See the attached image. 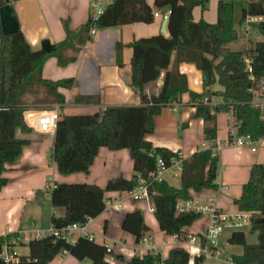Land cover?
<instances>
[{
  "label": "trees",
  "instance_id": "1",
  "mask_svg": "<svg viewBox=\"0 0 264 264\" xmlns=\"http://www.w3.org/2000/svg\"><path fill=\"white\" fill-rule=\"evenodd\" d=\"M9 1L13 6L16 0ZM136 1L144 10H151L145 0H114L106 8L98 26H115L137 20L139 17L134 10ZM5 2L0 0V5ZM208 2L156 0L157 6H168L170 10L167 23L169 35L161 33L140 37L129 43L133 48L131 85L139 92V104H114L94 113L62 114L50 153L60 173L89 172L101 146L112 150L128 148L134 172L130 178L111 177L105 187L89 182H54L49 191L51 203L54 207L64 208L63 215L51 216V222L56 226L82 223L96 217L106 207V191L132 190L143 177L150 182V192L155 191L152 197L161 230L169 234H184L183 228L203 214L195 210L179 211L178 202L192 198L191 190L219 186L217 177L221 159L216 150L217 114L234 112L240 135L253 141L264 137L263 110L255 105L253 92L258 81L264 78V0H246L242 7L240 22L248 17H261L255 26L263 35V39L256 41L253 47L243 50L227 46L237 38L233 2L218 1L215 22L194 19L193 8L197 5L206 8ZM89 29L88 21L78 34L67 30V38L54 43L51 51L46 52L43 49L34 50L20 26L14 32L5 34L0 24V189L7 184V177L3 175L6 163L19 159L25 145L30 142L28 138L16 135L18 127L25 131L30 128L24 114L30 103L37 109H46V105L52 102L59 103L63 108L66 98L58 88L71 87L74 83V77L44 78L42 67L46 58L55 55L60 65L75 60L76 55H67L66 50L74 47L76 38L85 42L91 36ZM182 61L195 62L202 70L204 91L190 93L191 102L196 107L195 116L205 122L204 133L209 144L183 159L181 183L176 186L166 179L152 181L150 174L157 170L160 158L166 165H171L179 152L153 145L145 136L155 130V116L162 108L178 102L181 94L189 90L187 76L179 70ZM163 71L162 87L158 92L149 93L146 86L157 80ZM215 82H219L223 89L208 92ZM26 93L32 94L33 98H25ZM213 95L221 96L222 101L214 102ZM97 99L95 95L76 97V101ZM234 202L240 211L251 212V230L258 232V241L248 242L243 229L233 231L229 241L242 244L244 251L234 254L232 261L235 264H264V163L252 165L242 194ZM122 228L132 233L137 241L149 230L140 209L125 214ZM19 235L18 231L0 235V264L5 245L12 250L15 245L25 244L29 249L27 254L17 253V260L8 264H48L63 248L79 260L88 259V264H109L107 256L113 252L106 244L83 235L72 242L47 236L31 238L26 243L18 239ZM115 257L124 261L120 254ZM205 257L204 253L198 254L196 263L202 264ZM189 259L190 253L186 248L175 246L165 258L160 252L150 251L142 256L134 255L125 264H188Z\"/></svg>",
  "mask_w": 264,
  "mask_h": 264
},
{
  "label": "crops",
  "instance_id": "2",
  "mask_svg": "<svg viewBox=\"0 0 264 264\" xmlns=\"http://www.w3.org/2000/svg\"><path fill=\"white\" fill-rule=\"evenodd\" d=\"M151 10H144L141 3L136 1L134 10L137 20L115 26L99 27L85 42L76 38L74 47L66 50L67 55H76V59L65 65L58 63L57 56L50 55L42 67L44 78L57 80L65 77H74L71 87L60 86L58 90L65 95L66 103L60 112L64 113H94L102 111L108 105L139 104V92L131 85V58L133 48L131 41L140 37L156 34L169 35L162 32L163 14L167 13L168 6H157L156 0H145ZM219 0H209L206 8L197 5L193 8L195 20L204 18L209 22L217 20V5ZM233 2L232 0H225ZM246 0H240L239 15L235 19L246 31V47H253L261 38H256L260 32L255 23L260 19L252 17L240 22L242 7ZM90 0H16L13 9L17 16L20 28L27 41L34 50L42 49V40L49 38L52 45L67 38V30L71 33L80 32L83 25L89 21ZM158 11L160 14L155 15ZM236 15V12H235ZM234 21V22H235ZM236 31H238L235 23ZM238 35V32H237ZM263 36V35H262ZM263 39V38H262ZM229 42L227 46L230 47ZM179 70L186 74L189 90L181 94L178 102L164 106L155 116V130L146 134V139L153 145L165 146L178 151L183 158L207 147L209 141L205 138L203 118L196 117V107L192 104L190 91L201 93L204 91L202 70L195 62L182 61ZM165 71L161 76L146 86V90L158 92L164 81ZM217 83V82H215ZM214 83V84H215ZM222 88H208V92ZM95 95L94 101H76L77 96ZM26 98V97H25ZM214 102L222 101L219 95H213ZM25 111V120L30 127L16 130L18 137L28 138L23 154L19 159L6 163L3 175L7 177V184L0 189V235L11 231H18L20 235L30 232L36 226H46L51 221L52 214H64L63 207H54L51 203L50 189L54 182H89L105 187L111 177L133 175V159L128 148L112 150L101 146L89 172H73L63 174L58 171L56 162L51 160V148L55 141V130L40 131L37 127V117L43 111L53 107L37 109L30 103ZM60 106V105H59ZM231 112L222 111L217 114L218 134L216 143L220 145L219 154L221 168L217 177L218 188H203L200 191L191 190L192 198L207 200L211 198L220 211L236 213L240 211L235 198L241 196L243 185L250 176L252 165L264 163V137L260 145L252 149L247 137L240 144L229 143ZM257 141V142H258ZM256 143V141H255ZM258 143V144H259ZM247 144V145H245ZM172 171V177L178 172V166L172 165L165 174V179ZM181 183V181H180ZM46 188L45 196L39 191ZM107 200L119 203V209L109 207ZM106 207L99 215L89 219V228L96 233V242L110 244L113 252L108 257L109 264H125L134 255L148 253L146 249L138 252V242L135 236L122 228V221L128 211L140 209L145 222L149 226L147 235L156 244L157 252L165 258L175 246H183L190 253L188 264H196V256L200 254L198 245L186 240L189 233L199 234L209 224V216L203 214L191 225L183 228L181 238L161 230L155 215L150 209L151 201L147 198H136L130 195L129 190H111L105 192ZM245 226V225H244ZM244 226L225 228L211 245L209 255H205L202 264H235L232 261L234 254H242V244L232 243L229 237L233 231L243 229ZM251 227V224H250ZM80 236L76 231L72 238ZM250 243L258 241V232ZM25 243L27 241H24ZM13 249L18 254H27V245H15ZM123 256L124 261L114 259L115 255ZM89 260H79L71 253L57 254L48 264H88Z\"/></svg>",
  "mask_w": 264,
  "mask_h": 264
},
{
  "label": "built area",
  "instance_id": "3",
  "mask_svg": "<svg viewBox=\"0 0 264 264\" xmlns=\"http://www.w3.org/2000/svg\"><path fill=\"white\" fill-rule=\"evenodd\" d=\"M114 0H90L89 5V35H93L99 28L98 22L100 21L102 15L104 14L106 8L109 4H111ZM170 10L167 13L163 14L165 18L169 15ZM158 11L155 12V15H159ZM261 19V17H255ZM247 19H252V17H248ZM254 92V103L259 106L263 110L264 116V78L258 81L257 86L253 88ZM208 99V97H205ZM62 113L60 112V106L56 105L55 107L47 110H43L37 117V127L40 131L46 132L55 130L57 127L58 120L61 118ZM231 139H229V143L240 144L243 142V138L245 136L240 135L237 130V120L234 112H231V124L230 131ZM249 144H252V149L255 150V141L251 140L247 137V141ZM221 148L220 145H217L216 150ZM183 157L179 155L172 160L171 165H166L163 159H159V165L156 171L151 172V180L152 181H160L165 179V174L167 170L172 165L178 166V172L174 174V176L181 175L182 171V163ZM149 183L145 178H140V184L132 190H129L130 195L136 198H147L151 201L150 209L155 210V202L152 197V193L149 190ZM52 186V185H51ZM109 207H113L115 209L120 208L119 203H112L107 200ZM177 209L179 211L185 210H195L202 214H207L209 216V224L205 229H203L199 234L189 233L185 238L193 245H198L200 249V253H204L205 255L210 254L211 245L215 242L219 234L227 227H242L247 223L251 224V212L248 211H238L236 213H227L224 211H220L216 205L213 203L211 198L207 200H200L195 198H189L185 200H180L177 204ZM90 219V218H89ZM89 219L85 222L78 223L73 222L64 226H56L53 222L50 221L46 226H36L30 232H25L23 235H19L18 239L22 241H29L31 238H42L47 236H52L54 238L66 239L67 241H74L72 236L76 231L80 233V235L86 236L90 240H96V233L89 228ZM177 238H181L182 234H173ZM204 239V240H203ZM204 242V243H203ZM108 249H112L110 244H106ZM142 249H146L147 251H156L157 246L155 243L151 241V237L147 234L142 237V239L138 242V252L140 253ZM65 255L69 253L67 248H63L60 252ZM17 252L5 245L3 251L1 253V257L4 260L5 264L9 262H15L17 260Z\"/></svg>",
  "mask_w": 264,
  "mask_h": 264
},
{
  "label": "rangeland",
  "instance_id": "4",
  "mask_svg": "<svg viewBox=\"0 0 264 264\" xmlns=\"http://www.w3.org/2000/svg\"><path fill=\"white\" fill-rule=\"evenodd\" d=\"M232 1H233V4H234V21H235V19L237 18V16L239 15V12H240V10H239L240 0H232ZM235 12H236V15H235ZM235 23L237 24V27H238V29H237L238 30L237 31L238 35H237V38L235 40H233L232 43L230 44V48L235 49V50H243V49H245L246 44H247V41H246V38H245L247 34H246V31H245L244 27L240 26L238 21H235ZM259 37L261 39L263 38L261 33L260 34L258 33L256 35V38H259ZM212 87L213 88H222V85L219 82H217V83L213 84ZM24 97H26L28 100H30V99L33 98V95L30 94V93H26ZM54 103L55 102L47 104L46 108L53 107ZM258 143H259V141L258 142L256 141V143H255L256 147L260 145V143L259 144ZM245 145H247V144H245ZM249 146H251V145L249 144ZM167 180L171 184H174L176 186L180 185V177L174 179L172 177V171H169V175L167 176ZM39 192L41 194H43L44 196H45V194H48L46 188H44L43 191L40 190ZM244 230H245L246 234L248 235V238H253L255 236V234L257 233V231H252L251 230L250 223H247L244 226ZM111 256H112L111 254L108 255V257H111ZM115 258L116 257H114V259ZM118 260H120V259H118ZM120 261H122V260H120Z\"/></svg>",
  "mask_w": 264,
  "mask_h": 264
},
{
  "label": "water",
  "instance_id": "5",
  "mask_svg": "<svg viewBox=\"0 0 264 264\" xmlns=\"http://www.w3.org/2000/svg\"><path fill=\"white\" fill-rule=\"evenodd\" d=\"M14 9L11 5L9 0H6V2L2 5H0V24H1V30L3 33L8 34L12 33L19 27V23L17 18L14 15ZM169 20V15H167L164 19L163 25H162V32L168 33L167 29V23ZM42 49L46 52H50L52 49V43L49 38H44L42 40ZM2 264H5L4 260L1 259ZM197 264V263H196Z\"/></svg>",
  "mask_w": 264,
  "mask_h": 264
}]
</instances>
